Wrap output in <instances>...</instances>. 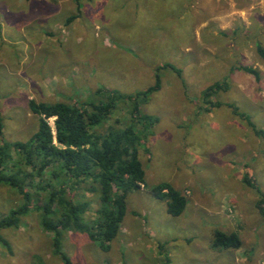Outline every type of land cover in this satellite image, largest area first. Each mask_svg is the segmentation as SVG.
I'll list each match as a JSON object with an SVG mask.
<instances>
[{
    "label": "rangeland",
    "instance_id": "rangeland-1",
    "mask_svg": "<svg viewBox=\"0 0 264 264\" xmlns=\"http://www.w3.org/2000/svg\"><path fill=\"white\" fill-rule=\"evenodd\" d=\"M257 45L264 48V0H0V145L37 131L31 100L75 104L93 100L99 88L134 94L153 86L164 64L180 72L161 69L159 89L140 106L156 119L138 155L144 184L128 195L108 250L87 233L65 232V261L31 210L0 230V264H165L164 254L168 264H264V137L254 132L264 131V62ZM215 83L228 87L203 100ZM127 118L120 104L108 124ZM8 165L24 166L14 152ZM161 183L186 199L180 216L151 195ZM86 186L75 193L90 202V226L99 205ZM20 204L15 190L0 185L1 217ZM216 231L236 233L239 248L213 249Z\"/></svg>",
    "mask_w": 264,
    "mask_h": 264
},
{
    "label": "trees",
    "instance_id": "trees-1",
    "mask_svg": "<svg viewBox=\"0 0 264 264\" xmlns=\"http://www.w3.org/2000/svg\"><path fill=\"white\" fill-rule=\"evenodd\" d=\"M256 52L264 62V48L257 45ZM166 68L180 74L176 68L164 64L156 69L154 85L134 94L99 88L93 100L75 104L29 101V110L38 116L37 131L25 142L0 145V185L15 190L22 200L8 216H0V230L16 227L22 217L34 210L39 213L43 231L52 235L53 251L65 261L60 248L65 232L87 233L90 239L100 242L102 249L108 250L123 221L128 195L144 184L138 155L156 119L143 114L140 106L159 89V71ZM242 69L258 79L255 70ZM227 87L226 83L207 87L202 93L203 100L210 102L212 96ZM120 104L126 109L128 118L117 121V126L108 124ZM220 105L211 102L212 107ZM229 107L235 113L236 107ZM239 116L254 128L247 116ZM51 118H54V132L48 123ZM1 129L0 122V135ZM254 132L264 137V131L254 128ZM12 152L19 156L24 166L8 165ZM46 170L50 172V179L44 180L42 172ZM33 177L37 178V183L27 182ZM244 182L253 187L248 178ZM82 185H87L83 188L86 192L98 195L95 223L90 226L84 222L90 202L83 196L77 198L75 193ZM150 193L157 200H165L170 216L178 217L183 213L186 199L170 185L158 184ZM259 196L264 203V195L259 192ZM260 202L257 208L261 212ZM94 228L96 232H90ZM0 241L3 242L1 237ZM239 246L236 233L216 231L213 235V249L229 250ZM163 257L168 264L165 254Z\"/></svg>",
    "mask_w": 264,
    "mask_h": 264
}]
</instances>
